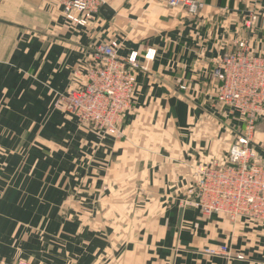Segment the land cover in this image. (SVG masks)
<instances>
[{
    "label": "crops",
    "instance_id": "0c3cea01",
    "mask_svg": "<svg viewBox=\"0 0 264 264\" xmlns=\"http://www.w3.org/2000/svg\"><path fill=\"white\" fill-rule=\"evenodd\" d=\"M197 1L191 15L102 0L81 28L56 0H0V264H264V222L204 214L188 195L194 168L223 165L241 131L211 72L236 41L264 58V0ZM112 40L140 70L120 135L99 139L53 102ZM252 142L264 159V117Z\"/></svg>",
    "mask_w": 264,
    "mask_h": 264
},
{
    "label": "built area",
    "instance_id": "2783aa9c",
    "mask_svg": "<svg viewBox=\"0 0 264 264\" xmlns=\"http://www.w3.org/2000/svg\"><path fill=\"white\" fill-rule=\"evenodd\" d=\"M56 1L63 19L81 28L94 21L102 3ZM166 1L170 7H184L191 15L202 7L197 0ZM248 12L244 24L252 28L257 13L253 9ZM120 46L115 40L94 46L81 65L84 82L67 94L57 93L53 102L55 110L74 117L78 125L90 129L99 139L119 136L123 119L132 109L140 65L135 53L126 59L118 57ZM149 57L148 53L144 56L146 60ZM211 73L218 83L216 102L236 115L242 128L223 165L213 162L194 168L189 202L207 215L264 222V159L252 142L256 123L264 117V58L254 56L245 41H236L234 48L215 62Z\"/></svg>",
    "mask_w": 264,
    "mask_h": 264
},
{
    "label": "water",
    "instance_id": "95a60500",
    "mask_svg": "<svg viewBox=\"0 0 264 264\" xmlns=\"http://www.w3.org/2000/svg\"><path fill=\"white\" fill-rule=\"evenodd\" d=\"M195 202L197 203L198 201L197 200H195ZM181 216H182V210H180V212H179V223H180V221H181Z\"/></svg>",
    "mask_w": 264,
    "mask_h": 264
},
{
    "label": "rangeland",
    "instance_id": "374dc122",
    "mask_svg": "<svg viewBox=\"0 0 264 264\" xmlns=\"http://www.w3.org/2000/svg\"><path fill=\"white\" fill-rule=\"evenodd\" d=\"M192 180H193V176H192ZM192 186H193V185H192ZM190 189H191V188H190ZM190 189H189V190H190ZM188 192H189V191H188Z\"/></svg>",
    "mask_w": 264,
    "mask_h": 264
}]
</instances>
